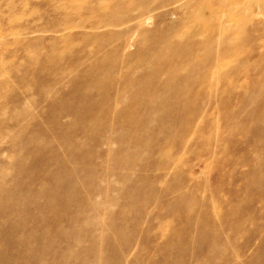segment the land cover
<instances>
[{"label": "rangeland", "instance_id": "rangeland-1", "mask_svg": "<svg viewBox=\"0 0 264 264\" xmlns=\"http://www.w3.org/2000/svg\"><path fill=\"white\" fill-rule=\"evenodd\" d=\"M188 1L165 8L187 13ZM110 2L0 0V264H264V110L254 81H264L254 63L264 53V0H215L210 21L180 29L238 50L222 66L251 81L247 97L220 107L239 115L223 116L190 87L176 118L142 104L125 123L117 70L137 34L104 23L120 15L114 5L105 13ZM161 10L138 18V30L153 29ZM257 40L262 50H252ZM94 45L83 63L99 69V90L71 66ZM102 89L109 113L104 103L91 108ZM137 91L122 105L133 92L144 101Z\"/></svg>", "mask_w": 264, "mask_h": 264}, {"label": "bare ground", "instance_id": "bare-ground-1", "mask_svg": "<svg viewBox=\"0 0 264 264\" xmlns=\"http://www.w3.org/2000/svg\"><path fill=\"white\" fill-rule=\"evenodd\" d=\"M178 1L180 0H111V2L104 8L105 13H112L114 11L111 10V7L109 9L108 7L109 5H114V8H112L115 9L116 12L120 13V15L117 18H114V20L104 21L107 26H114L115 24L125 25L126 29H128L129 32L131 31L137 34L136 49L130 54L126 55L127 61L125 62L124 67L119 68L117 70L121 71V76L118 79V82L121 85V90L117 92V94H115V106L118 105L121 107L118 108V110L116 111V115L117 118L120 117V119H122L124 123L132 121V111L136 110L142 104L144 105L145 110H147L146 114H148V112L151 111L154 106H156V108H158L163 113H168V117L170 115V119L176 118V114H180L179 109L181 108V106L183 107L184 105H189L191 102L189 98L190 96H186L188 92H190V90H187L190 87L192 89L195 88L197 93L204 92V95L202 94V96L205 97L207 101L218 104L223 116L234 117L235 115L240 114V111L238 110H234L233 112L231 110H228L224 106L222 107V105L220 107V104H222V102H235L238 104L241 100H244V98L247 97L245 87L251 81H247L245 79L246 82H240L239 69L230 68V64L225 67L222 66V60L224 61L227 58L233 57L239 58V52H236L237 49L235 50L233 47L231 48L227 44H219L217 40L209 36L204 37L201 41L195 39L194 33H180V29L185 24H188V22L193 23L202 19L210 21L212 12L211 10H209V8L206 7L214 6V4L216 3L215 0H189L187 2L189 7V9H187V13L182 12L181 10H179V6H176L177 9L174 10V12H176H173L172 15L171 12L167 11L165 7L168 5L173 6L174 4L172 3H176ZM149 2H156L155 7L149 6ZM158 8L162 9L158 16H151L155 21V27L151 30H138V27L136 26V20L146 13L151 14L154 10ZM88 12L95 14L97 11L91 9ZM171 17H174L175 19L171 20ZM98 25L99 23H94L93 21H85L84 23H82L81 27L88 26L90 31H97ZM110 28H108L109 33L111 32ZM210 33L211 31H209V35ZM80 34V38L82 39L93 38L94 36L97 37L95 33L93 35L88 33ZM121 34L125 35L124 33ZM117 39H119V37ZM254 39H259V37H256ZM120 40H122V38ZM94 41H96V39ZM144 42L149 43L148 48H143ZM260 43L259 40L254 41V43H252V50H256L258 49V47L261 48L263 44L260 46ZM100 49V45H97L95 46V48L93 47V50H88L86 53L84 51H81L79 52L80 55L78 57H72V59H74L71 62V66L73 67L72 69H81V76L87 77L90 75L92 77L91 82L93 83V86L97 88V90H99L102 85L100 79L101 73L96 67V65L85 66L83 61L93 56H96L97 54L94 53H97ZM260 50H262V48ZM134 57L138 59L133 61L132 58ZM243 57L246 59L245 56ZM263 60L264 53H262V55L258 54L257 60L254 62L256 63V66L260 73L258 75H260L261 77L262 75L264 76V74H262L264 71V65L262 64ZM116 69L117 68H112V71H110L109 73L112 74L116 71ZM63 73H66V71ZM131 75H136L135 79L133 78L134 80H129V77ZM254 81L255 89H257L255 90V95H257V98H261V100L257 99V102L255 101V105L258 108L261 105V109L263 108L264 110V81L262 85H259V83L261 82L259 81V76H257ZM147 82H149V85L146 84ZM153 85L159 89L160 96L162 94L164 95L156 99L151 95V92H148L146 90L145 92H140L142 89L146 87H152ZM132 88H136L138 90V96L140 93L142 95H145V100L141 101L140 99L139 101L138 99H136L135 94L133 92L132 96L134 98L132 99V101L122 105L121 99L123 93L130 92ZM101 91L102 93L100 92L96 97H94L91 108L93 107L94 109L104 103L107 107L106 109H108L106 110V112L109 113L110 111H113L115 109L113 108L115 107L114 104L113 106H110L108 105V103L105 102L108 96L110 95V91L109 89H102ZM255 113L256 112H254V114ZM188 119L191 118L188 117ZM149 120L150 117H148L145 122Z\"/></svg>", "mask_w": 264, "mask_h": 264}]
</instances>
